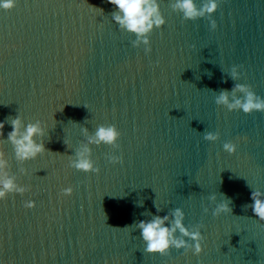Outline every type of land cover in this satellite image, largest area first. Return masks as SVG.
<instances>
[{"label": "water", "instance_id": "water-1", "mask_svg": "<svg viewBox=\"0 0 264 264\" xmlns=\"http://www.w3.org/2000/svg\"><path fill=\"white\" fill-rule=\"evenodd\" d=\"M172 2L159 0L166 23L151 33L147 54L113 20L108 0L0 8V151L9 174L30 186L0 200V264H264V222L245 207L252 190L264 192V112L215 103L237 83L264 98V0H219L212 16L196 20ZM16 115L45 129L36 140L47 151L24 163L6 140ZM109 125L121 133L118 146L89 144ZM206 132L219 139L206 141ZM225 142L237 145L235 154ZM85 144L99 174L69 167ZM109 155L123 163L110 164ZM67 187L73 193L63 196ZM226 198L232 213L214 217ZM26 200L36 206L25 208ZM175 208L190 230L204 225L199 256L144 251L134 223Z\"/></svg>", "mask_w": 264, "mask_h": 264}, {"label": "clouds", "instance_id": "clouds-1", "mask_svg": "<svg viewBox=\"0 0 264 264\" xmlns=\"http://www.w3.org/2000/svg\"><path fill=\"white\" fill-rule=\"evenodd\" d=\"M116 12L113 13V20L120 25L121 29L131 32L135 35L134 46L140 42L146 46L145 53L151 52V33L165 25L166 21L160 10L159 0H108ZM16 6V0H0V8L10 11ZM173 10H179L185 20H196L206 15L212 16L219 8V0H206L201 7L196 6V0H174L171 3ZM212 30L217 27L213 19L210 23ZM241 66H233L231 78H238V70ZM241 93L239 97L236 93ZM231 95V99H230ZM217 105L226 106L229 111L242 110L245 114H251L254 111L264 112V98L258 96L249 85L237 83L231 90H222L215 97ZM86 107V106H85ZM10 125L12 130L7 133V142L11 143L15 153V159L24 163L37 158L46 150L43 142H37V137L45 135L43 122L36 120L35 123L24 124L22 117L16 115L11 118ZM5 122H0V137L4 136ZM87 134V129H83ZM121 133L115 125L107 127L100 126L94 136L89 137V144L99 145L101 143L118 146L117 141ZM204 139L208 142H216L219 139V132H206ZM223 149L229 154H235L237 145L232 142L223 143ZM110 164H122L123 157L118 155H109L106 157ZM69 167L85 173H100V168L96 166L91 158V149L87 144L83 145L75 154V159H70ZM21 175H28V170L24 167L19 169ZM30 190L29 185H20L17 183L15 175L9 174V162L5 153L0 151V200H6L9 194L23 195ZM73 193L72 187L62 189L63 196H70ZM210 201H217L215 194L209 197ZM252 204L245 205L251 208L255 217L264 222V192L252 190ZM231 201L226 198L225 201L215 203L212 209V215L219 217L222 214L232 213L230 207ZM34 200L24 201L25 208H34ZM161 209L157 208L159 213ZM209 208L205 207L204 212L208 213ZM146 213H143L145 215ZM185 213L181 208H175L170 214L163 216L154 215L151 219L140 220L134 223L140 231V236L146 245L144 251L149 254H159L168 256L172 248L176 250L183 249V254L192 252L199 256L203 252L204 236L201 229L202 223L197 224L192 230L184 224ZM127 228V227H125Z\"/></svg>", "mask_w": 264, "mask_h": 264}]
</instances>
